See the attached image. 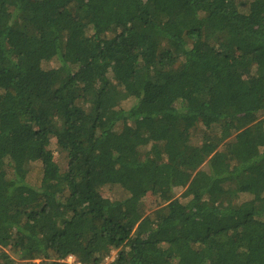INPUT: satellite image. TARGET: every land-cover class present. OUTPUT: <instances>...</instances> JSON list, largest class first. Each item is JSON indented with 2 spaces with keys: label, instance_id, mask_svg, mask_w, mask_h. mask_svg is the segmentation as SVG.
I'll return each mask as SVG.
<instances>
[{
  "label": "trees",
  "instance_id": "trees-1",
  "mask_svg": "<svg viewBox=\"0 0 264 264\" xmlns=\"http://www.w3.org/2000/svg\"><path fill=\"white\" fill-rule=\"evenodd\" d=\"M113 252L264 264V0H0V264Z\"/></svg>",
  "mask_w": 264,
  "mask_h": 264
},
{
  "label": "rangeland",
  "instance_id": "rangeland-1",
  "mask_svg": "<svg viewBox=\"0 0 264 264\" xmlns=\"http://www.w3.org/2000/svg\"><path fill=\"white\" fill-rule=\"evenodd\" d=\"M57 65L58 64L56 62H51L50 64L46 65V67L51 68V67H56ZM133 103L134 101H127L124 103L123 107H130ZM247 137H248V133L247 131H244V132L239 133L238 135H235L233 138L237 139L238 141H244ZM51 150L55 154L56 160L59 163L60 167L62 168L63 171H65L67 169L66 156L61 154L55 145L51 147ZM184 191H185L184 189H177L176 198L177 199L182 198ZM104 196L109 197L110 199H114L116 197V195L113 194V192L111 191L109 187L104 189ZM116 256H117V252H113L112 256L108 257L104 262L109 264L115 260ZM67 262L69 264H82L81 262H79V260L76 257L68 259Z\"/></svg>",
  "mask_w": 264,
  "mask_h": 264
}]
</instances>
